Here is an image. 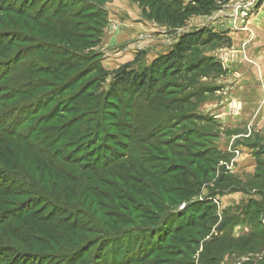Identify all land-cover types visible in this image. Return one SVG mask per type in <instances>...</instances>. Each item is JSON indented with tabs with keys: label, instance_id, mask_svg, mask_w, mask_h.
Here are the masks:
<instances>
[{
	"label": "rangeland",
	"instance_id": "374dc122",
	"mask_svg": "<svg viewBox=\"0 0 264 264\" xmlns=\"http://www.w3.org/2000/svg\"><path fill=\"white\" fill-rule=\"evenodd\" d=\"M175 1L176 6L177 4L179 5L177 10H180L181 13L187 10L188 15L185 16L183 23L180 25L172 24V27L151 19L149 8L146 5H140L138 0L130 1L138 5L144 18L158 26L157 30L166 31V43L164 45L166 52H153L152 54H158L155 58L170 52L183 35L192 34L198 30H204L209 35L211 34L217 38H222L221 35L224 34H232L233 37L223 36L225 39L209 43L205 42L208 37L202 39V43L188 50L175 65H171L163 73L155 74L154 89L136 93L133 90L126 91L122 88H117V93L113 97L112 95L107 97L112 104H103L102 99L112 87L113 73L121 66L132 63V61H134L132 64L135 68L139 67V64L148 65L147 62L150 59L147 58L150 56H148L147 52L137 53L131 62L121 64L118 61L120 55L116 56V53L107 54L101 51V44H99L90 50V52L98 53L99 60L95 61L96 63H91L90 60L83 59V57H80L81 61L74 58V55L64 57L65 51H58L56 47L55 49L48 48L47 40H50V38L41 37L42 32L40 33L38 29L34 32H30V30L23 32L0 27V80L1 77H7L8 81L11 79L9 82L7 81V87L4 82H0V95L7 94L9 98L13 99V101L2 103L0 107V137L10 141L11 139L8 136L15 131L25 135L31 134L32 130L37 128V132L31 134L33 139L46 142L48 134H57V132H46V126L57 127L61 124H66L70 120L81 119L79 123H75L67 130V133L72 136L71 145L66 151L68 157H78V162L85 164L91 162L93 154L85 155V153L98 148L96 153H99L98 151L101 152L99 153L102 158L100 161L101 166L104 158L112 155L116 156L119 153H129L131 161L141 162L143 168L150 172L152 170L158 172L155 174L156 180L151 182L153 184L151 189L147 190L146 186L143 185L144 195L149 194L154 200L158 201H162L165 198L172 199L171 192L166 195V189L163 187V185L168 187V180L172 178V98H182L187 93L198 94L201 89L208 88L209 84L214 85L213 80L222 76L226 67L233 69V72L234 70L241 72L240 69L244 68L248 69V71L253 69L257 72L258 69L264 68V0H229L226 5L217 3L216 7H212L208 14L191 13L195 9V0ZM142 2L144 3V0ZM28 5L29 11L34 14L43 4L41 0H0V10L4 8L5 12H9L7 10H12L11 8H21ZM174 10L175 7H172V18H175ZM8 19L18 20L12 13L0 12V20L6 22L9 21ZM106 21L103 34L108 24V17ZM160 27H163V29ZM93 32L97 34L98 31L93 29ZM93 38L95 39L94 36ZM148 38H151V34H149ZM45 52H50L53 56L46 55ZM87 52L89 50H85L82 53L86 56ZM230 53L232 55L228 59L227 57ZM138 57L140 59L137 60ZM258 57H260V60ZM43 60H47L49 63L56 61L67 62L71 66L69 71L60 70L65 72L62 74H66V79L62 80L63 78H61L60 82L59 78L53 80L50 76L40 72L32 77L31 80L33 78L38 80L36 82H39L38 84L41 88L26 90L25 85H22V82L18 80V75L25 77L27 75L25 73L26 68L44 71L43 69L37 70V68H43L45 64ZM224 61H226V64ZM261 61L263 65L260 64ZM200 62L202 63L200 64ZM196 63L200 64V67L198 66L199 68L197 67L198 69L194 71ZM94 68H96V71H94ZM100 68H103L102 71ZM217 69L220 70L218 74L216 73ZM188 70H193V72L188 74ZM240 74L238 73V78L239 76L243 78V75ZM64 82H70L68 86L70 89L66 90V92L61 91V86ZM190 82L192 87L188 90ZM23 84H25V80H23ZM32 84L36 83L33 82ZM181 84L183 88L178 89ZM83 87V95H81L82 97L79 101L91 102L92 105L100 104V107H97L100 112L95 118H92L91 115L94 110L88 106L73 109L72 107L76 102L69 101L66 103L68 98ZM194 100L192 102L195 104L196 113H198V105L201 100ZM94 107L96 108V106ZM183 110L184 108L182 112ZM192 110V106L185 108V111ZM176 116L174 115L173 119H177L175 118ZM90 120L93 122H90ZM259 126H262V124L260 123ZM89 132H92L91 135L88 134ZM109 135H112L114 139L112 137L111 139L108 138ZM93 138L96 140L95 145H91ZM49 142L47 141L48 144ZM167 142L171 143V145L166 146ZM11 143H13V140L10 141ZM209 146L205 145V150H209ZM225 146H227L225 140L221 139L220 147L223 148ZM17 148L22 149V146L18 144ZM152 148L160 152L156 151L157 153H153ZM207 154L210 155L211 153L207 152ZM130 160L127 159L126 162L131 164ZM261 160L263 161V159ZM3 163L5 162L0 159V189L8 188L6 192L0 195V215L11 213L10 218L7 220L17 218L22 212L21 208L31 200L35 204L33 210L38 208L43 210L45 206L48 207L43 210V215L47 214L52 208L51 212L57 213L55 219L62 218V216L65 218L68 214H74L77 209L86 211L91 216L89 223L85 226L92 225L90 228L95 229V231L82 236H80L81 234H67L66 239H62L58 243V247L63 250L61 251L63 252L61 253L62 255H60L62 256L60 257L61 260L57 261L56 256H51L47 257L44 264H48L47 262L50 259L53 262H57L51 263L52 261H50L49 263L51 264H105L106 261L99 259L98 253V245L104 244L103 240H100L103 238L101 237L103 234L100 227L94 225L96 220L101 219L103 211L98 206V203L97 205L90 203L92 200L98 201L99 198L93 195L88 197L81 196L80 191L83 192L85 183H78L79 188L75 186L77 183H73L74 185L71 188H77V194L71 198L73 201L66 200L69 204L59 205L48 198L24 194L26 188L23 183L28 184V182L24 181L19 174L14 173L8 167L2 166L1 164ZM220 166L219 176L220 174L226 175V166ZM166 168L170 170L168 171L170 173L167 176H163L162 172ZM78 174L83 175L81 172ZM258 174L261 177L264 175V170L261 166ZM241 177V181L245 183L243 184L246 187L245 189L224 186L223 191L219 193V197H215L213 200L217 210L218 222L229 223V225L231 224L234 227H231L232 229H222L220 232L213 229L206 234L204 242L208 245L209 254L219 256V264H264V195L259 192V189L264 190V187L250 180L249 176ZM34 180L38 183L39 176ZM119 185L123 188L122 183ZM100 189L102 190V188ZM125 189L127 188L125 187ZM208 189L210 191L215 190L214 187H208ZM127 190L130 191V189ZM230 190H234V192H230ZM113 192L114 190L109 191L111 194ZM58 193L60 196L62 195V192ZM230 193H241L239 194L241 198H228ZM129 194L132 193L129 192ZM205 194L207 195L206 190L203 194H199L197 200L203 201L204 198L206 199ZM79 196L80 200L78 199ZM98 197L102 198V202L108 204L111 202L110 200H103L102 196ZM169 204L170 202L166 200V212L172 211V203ZM185 207L186 204H181L177 211H182ZM228 208L234 210L225 212ZM48 209L50 210L48 211ZM225 213H227L226 216ZM170 217L172 218V215ZM164 222L166 223L167 219ZM170 232L171 229H167L161 235L164 237L162 241L165 245L159 248V252L154 258H168L166 255L168 252L165 251L166 247L169 246L168 250L172 249V243L178 240V236L172 237L169 234ZM17 235L19 236L20 234ZM186 237L190 238L191 236L188 235ZM9 239L10 242L6 239V241L2 242V245L0 244V264H35L44 259L39 255L26 253L28 251L21 253L23 249L18 243V240L21 239L20 237L13 239L9 237ZM213 240L214 243L216 242L215 245ZM87 244L89 245L88 249H85L86 252L79 253L78 248H84ZM30 245H34V242H30ZM74 248H76V252L72 254L70 251ZM179 248L184 250L180 246ZM200 253L201 250L199 248L193 259L194 264H200L198 258ZM177 260L183 261L184 259L179 257ZM113 264H116V262Z\"/></svg>",
	"mask_w": 264,
	"mask_h": 264
},
{
	"label": "trees",
	"instance_id": "16d2710c",
	"mask_svg": "<svg viewBox=\"0 0 264 264\" xmlns=\"http://www.w3.org/2000/svg\"><path fill=\"white\" fill-rule=\"evenodd\" d=\"M41 1L43 5L34 14L29 11V5L21 8H11L12 10H7L9 12H5L4 8L1 9L0 12L12 13L18 20L8 19L9 21L6 22L0 20V27L23 32L28 30L34 32L38 29L40 33L42 32L41 37L50 38V40H47L48 48L55 49L56 47L58 51H65L64 57L74 55L77 60L83 57V59L90 60L91 63H96L95 61L99 60L98 53L90 52V50L101 43L103 28L107 22L106 1ZM228 1L195 0V9L191 13L208 14L212 7H216L217 3L226 5ZM138 3L149 8L151 19L170 27H172V24L180 25L183 23L185 16L188 15L187 10L182 13L177 10L179 5L177 4L176 6L175 0H144V3L142 0H138ZM172 7H175V18H172ZM180 16L181 18H179ZM93 29L98 31L97 34L93 32ZM206 37H208V40L205 41L206 43L223 40V38L209 35L204 30H198L192 34L180 37L170 52L155 58L148 65L139 64V67L135 68L132 64L134 61H132V63L121 66L113 73L112 87H110L106 96L103 97V104H112L107 97L109 95L113 97L117 93V88H122L126 91L133 90L136 93L154 89L155 74L163 73L168 67L175 65L188 50L202 43V39ZM85 50H89L85 54L86 56L82 53ZM45 53L53 56L50 52ZM138 59L140 58L138 57ZM43 62L45 63L43 68H37V70L43 69L44 71L26 68L25 73L27 75L25 77L18 75V80L22 82V85H25L26 90L41 88L38 84L39 82H36L38 80L34 78L31 80L32 77L40 72L50 76L53 80L57 78H59V81L61 78H63L62 80L66 79V74H62L65 72L60 70L69 71L71 66L67 62L56 61L49 63L47 60H43ZM200 64L196 63V69L193 70H197ZM102 69L100 68L101 71ZM193 70H188V74L192 73ZM94 71H96V68H94ZM216 73H220V70L217 69ZM23 80H25V84H23ZM7 81V77H1L0 82H4L6 87L9 82ZM33 82L36 84H32ZM70 82L60 83L62 84L61 91L66 92V90L70 89L68 88ZM191 87L192 83L190 82L188 90ZM182 88L181 84L178 89ZM83 89L84 87L68 98L66 103L69 101L76 102L72 107L73 109L88 106L94 110L90 111H92V118H95L100 112L97 108L100 107V104L92 105L91 102L79 101L82 97L81 95H83ZM206 90L207 88L201 89L198 94L196 93L197 95L187 93L182 98H172V178L168 180V187L163 185L166 189V195L171 192L172 199L165 198L162 201H158L154 200L149 194L144 195L143 185L146 186L147 190L151 189L153 185L151 182L156 180L155 174L158 172L153 170L150 172L143 168L141 162L131 161L129 153H119L116 156L112 155L104 158L101 166L100 161L102 158L99 154L101 152L98 151L99 153H96L98 148L85 153V155L93 153L91 162L85 164H80L78 157H68L66 151L71 145L72 136L67 133V130L75 123H79L81 119L70 120L66 124H61L57 127L46 126V132H57L56 135L48 134L47 141H50L49 144L47 141L42 142L33 139L31 134L37 132V128H34L31 134L23 135L17 133V131L13 132L12 135L8 136V138L13 140L11 144V140L0 137V159L5 162L1 165L8 167V169L19 174L24 181L28 182V184L23 183L26 188L24 194L48 198L59 205L69 204L66 200L72 202L71 198L77 194V188H79L78 183H85L83 192L80 191L81 196L88 197L93 195L99 198L98 201L92 200L90 203H95L96 205L98 203V206L103 211V213L100 212L101 219L96 220L94 225L100 227L103 234L101 236L103 238L100 240H103L104 244L98 245V253L99 259L106 261L105 264H113L114 262L116 264H194L193 259L199 248L201 250L198 257L200 264H219V256L208 253V245L205 244L204 239L207 236L206 234L213 229L220 232L222 229H232L231 227L234 226L229 225V223L218 222L216 206L209 198L203 201H193L199 196L203 185L214 179L216 166L219 161L228 159L214 146L215 137L211 132L215 127L213 120L196 113L195 104L192 102L194 99V101L201 100ZM208 90L210 89L208 88ZM7 101H13V99L9 98L7 94H1L0 107L2 103ZM187 106H192L193 110L185 111ZM174 115H177L175 117L177 119H173ZM90 122L93 121L90 120ZM91 133L89 132L88 134L91 135ZM111 137L114 139L112 135H109L108 138L111 139ZM92 141L91 145H95L96 140L93 138ZM18 144L22 146V149L17 148ZM170 145L171 143H166V146ZM205 145H210L209 150H205ZM151 150L153 153L159 151L155 148ZM207 152L211 154L208 155ZM127 159L131 161V164L126 162ZM168 171L170 170L166 168L162 172L163 176H167L170 173ZM79 172L83 173V175H79ZM38 176L39 180L36 183L34 179ZM73 183H77L75 184L77 188H71L74 185ZM120 183H122L123 188L119 185ZM224 186L246 188L241 186L235 178L220 174L215 180V190L221 193ZM259 186L262 187V183ZM125 187L130 189V191L125 189ZM7 188L0 189V195L6 192ZM113 190L112 194L109 193V191ZM58 192H62V195L60 196ZM129 192L132 194H129ZM230 192H234V190H230ZM259 192L264 195L263 190L259 189ZM211 194L213 193L211 192ZM98 196H102L103 200H110L111 202L109 204L102 202V198ZM78 199L80 200V196ZM166 200L170 204L172 203L171 212H166L165 210ZM181 204H186V207L182 211H177ZM34 205L32 200L25 204L21 208V214L14 220H7L10 218L11 213L0 215V244L2 245V242L6 241V239L10 242L9 237L12 239L20 237L21 239L18 240V243L23 249L21 253L28 251L26 253H33L44 258L35 264H44L47 257L51 256H56L57 261L61 260L60 257L62 256L60 255H62L61 253L63 252L61 251L63 250L58 247V243L62 239H66L67 234H81L80 236H82L95 231V229L90 228L92 225L85 226L89 223L91 217L86 211L81 210V212L77 209L74 214H68L65 218L62 216V218L55 219L57 213H52L51 207V210L48 209L50 211L43 215V210L48 207L45 206L43 210L40 208L33 210ZM230 210L234 209L228 208L225 212ZM170 215H172V218ZM166 219L167 222L165 223ZM167 229H171L169 234L172 237L178 236V240L172 243V249L168 250L169 246L166 247L165 251L168 252L166 253L168 258H154L159 252V248L165 245L162 241L164 237L161 235ZM17 234L20 235L18 236ZM98 234L101 235L100 232ZM188 235L191 237L187 238L186 236ZM30 242H34V245H30ZM215 243L213 240L214 245ZM88 245H85L84 248L79 247L78 252L85 253ZM75 249L70 252L73 254L76 252ZM179 257L184 260H177ZM54 259L56 260V258ZM50 261L52 260L50 259ZM49 262L47 263H57Z\"/></svg>",
	"mask_w": 264,
	"mask_h": 264
},
{
	"label": "crops",
	"instance_id": "0c3cea01",
	"mask_svg": "<svg viewBox=\"0 0 264 264\" xmlns=\"http://www.w3.org/2000/svg\"><path fill=\"white\" fill-rule=\"evenodd\" d=\"M130 1L106 0L108 24L101 39L100 49L107 54L113 52L116 56L120 55L118 61L121 64L131 62L137 53L147 52L150 56L147 58L150 59L147 62L149 64L158 55L157 53L166 52L164 48L166 31L157 30L158 26L144 18L138 5ZM149 34L151 38H148ZM223 36L233 37L232 34L221 35L222 38ZM153 52L157 53L152 54ZM231 55L230 53L227 58L229 59ZM258 58L260 60V57ZM224 63L226 64V61ZM260 64L263 65V62L261 61ZM263 69L260 68L256 72L244 68L240 69L241 72L236 70L233 72V69L226 67L223 75L213 80L214 85L209 84L210 90L207 88L203 93L198 105V114L213 120L215 127L211 132L215 137L214 146L221 154L228 157L227 160H221L217 164L216 178L203 185L200 194L206 190V199L213 201L220 195L216 190L208 189V187L215 188L220 165H225L226 175L236 177L241 186H245L241 176H249L250 180L258 184L262 183L264 187V175L261 177L258 174L260 166L264 170ZM238 73H241L243 78L241 76L238 78ZM260 123L262 126H259ZM221 139L225 140L227 146L220 147ZM239 194L241 193H230L228 198H241ZM197 199L196 197L193 201Z\"/></svg>",
	"mask_w": 264,
	"mask_h": 264
}]
</instances>
